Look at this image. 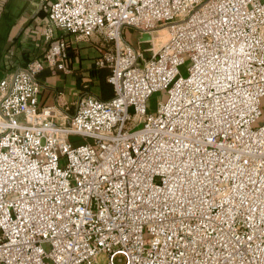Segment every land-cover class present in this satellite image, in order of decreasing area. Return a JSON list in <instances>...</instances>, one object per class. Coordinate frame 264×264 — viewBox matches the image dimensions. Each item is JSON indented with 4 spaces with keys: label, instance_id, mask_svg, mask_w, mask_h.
<instances>
[{
    "label": "built area",
    "instance_id": "1",
    "mask_svg": "<svg viewBox=\"0 0 264 264\" xmlns=\"http://www.w3.org/2000/svg\"><path fill=\"white\" fill-rule=\"evenodd\" d=\"M37 1L47 49L0 80V264H264V0ZM56 30L111 44V98L39 105Z\"/></svg>",
    "mask_w": 264,
    "mask_h": 264
},
{
    "label": "crops",
    "instance_id": "2",
    "mask_svg": "<svg viewBox=\"0 0 264 264\" xmlns=\"http://www.w3.org/2000/svg\"><path fill=\"white\" fill-rule=\"evenodd\" d=\"M46 12L37 0H0V80L43 56L47 43L42 36ZM66 42V70L49 67L37 74L41 86L39 105L75 104L81 97L93 95L102 100L113 96L108 83V67L95 61L112 46L99 35L78 40L61 30ZM137 41L142 40V36Z\"/></svg>",
    "mask_w": 264,
    "mask_h": 264
},
{
    "label": "rangeland",
    "instance_id": "3",
    "mask_svg": "<svg viewBox=\"0 0 264 264\" xmlns=\"http://www.w3.org/2000/svg\"><path fill=\"white\" fill-rule=\"evenodd\" d=\"M163 33L164 32L162 31L161 33H158V35H161ZM123 37H124L125 41L128 42L133 47L137 46V41L140 38L139 32L135 31L131 28H125L123 30ZM163 39L164 38H162L161 40H163ZM158 41H160V40H156V43ZM155 47L157 48V44ZM188 66H189V62L186 61L184 63V65L180 68V72L183 76L186 75V69ZM166 98H167V95H166L165 91H158V92L153 93L147 101V111L150 113H155V110L157 108V103L165 101ZM260 109L262 111H264V98H260ZM129 112L132 113V110L130 109ZM70 141L74 145L82 143V141L76 137H71ZM44 247L46 248V246H44ZM100 260H101V258H100Z\"/></svg>",
    "mask_w": 264,
    "mask_h": 264
},
{
    "label": "water",
    "instance_id": "4",
    "mask_svg": "<svg viewBox=\"0 0 264 264\" xmlns=\"http://www.w3.org/2000/svg\"><path fill=\"white\" fill-rule=\"evenodd\" d=\"M148 39H149V36H148V35H143V36H142V40H143V41H146V40H148Z\"/></svg>",
    "mask_w": 264,
    "mask_h": 264
}]
</instances>
